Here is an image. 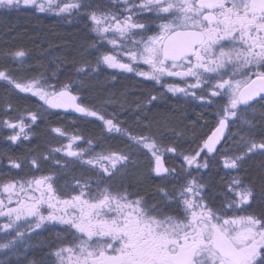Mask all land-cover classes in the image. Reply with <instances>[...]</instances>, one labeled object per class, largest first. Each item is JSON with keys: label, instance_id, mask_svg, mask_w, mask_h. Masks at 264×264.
Returning <instances> with one entry per match:
<instances>
[{"label": "snow or ice", "instance_id": "obj_1", "mask_svg": "<svg viewBox=\"0 0 264 264\" xmlns=\"http://www.w3.org/2000/svg\"><path fill=\"white\" fill-rule=\"evenodd\" d=\"M22 8L77 13L86 21L94 34L88 48L105 50L95 66L82 56L74 64L78 76L103 65L216 107L209 131L185 148L178 142L183 132L171 130L176 139L168 142L151 125L134 134L87 107L73 94L83 80L78 86L72 80L49 83L0 68V83L10 92L36 98L45 110L93 117L106 135L126 137L127 149L94 152L91 140L80 147L83 135L52 127L50 133L66 144L31 159L9 155L17 178L0 180V217L6 220L0 250L15 252L24 242L21 222L29 231L33 223L40 229L51 222L66 235L57 247L48 245L40 262L25 257L26 264H264V113L259 126L254 123V105L264 109V0H0V11ZM27 55L23 49L0 53L19 63L18 71H28L22 68ZM12 111L10 102L0 104V129L12 133L7 141L30 140L44 113L25 109L11 117ZM237 122L239 130L229 135ZM49 163L55 171L47 175H20L26 164L38 172ZM76 167L81 175L74 174ZM137 172L161 182L151 199L147 191L128 190L125 181ZM61 179L70 191L55 187Z\"/></svg>", "mask_w": 264, "mask_h": 264}, {"label": "flooded vegetation", "instance_id": "obj_2", "mask_svg": "<svg viewBox=\"0 0 264 264\" xmlns=\"http://www.w3.org/2000/svg\"><path fill=\"white\" fill-rule=\"evenodd\" d=\"M97 2L110 4L111 0H97ZM28 10L33 11L35 14L43 15L45 18L52 21L76 23L77 28L83 35V50L89 57V61L93 66H95L97 55L105 49L102 48L94 51L88 48V45L93 43L94 34L90 33L86 27V21L79 18V14L73 13L72 15L64 14L63 16H57L53 12L39 13L33 9ZM141 67L144 68L146 66L141 65ZM100 73H104V76L107 77V83L110 85L120 84L123 80H128L131 83H134L135 87H137L140 92L139 96L135 98L137 103L135 106L136 112L131 113L130 109L125 107V104H117V101L111 96L105 98L87 96L86 88H83V95L79 98V101L89 108L99 110L106 118H115L123 128L130 130L134 134L140 132L141 130L148 131L147 125H151L152 131L165 133V142L176 139L175 136L171 134V130L173 129H165L163 122L161 121L154 124V122L152 123L149 117H147L150 114L149 109H161L166 101L188 105V108L194 110L193 113L197 117V121L193 122L189 129L175 130V132L184 133V137L178 142L183 144L185 148L195 147L193 140L198 141L201 133L209 131L207 125L214 123L215 105L207 106L198 99H194L190 96L186 97L180 93L173 95L172 93L167 92L165 88L155 84V82L145 80L143 77L135 75V73L108 69L103 65H101L100 69L97 71L98 75ZM108 79H110V81H108ZM168 82L171 83L173 81L169 79ZM151 96H156L157 99L149 102ZM13 108H15V110L10 113L11 117H15L16 115L23 113L25 109H31L33 111L39 109L42 113H44V115L41 121L32 129L31 139L28 141L12 144L6 139V137L12 133L7 129H0V180H7L9 177L17 178L16 170H9V155L13 157H20L21 159L28 156L29 159H31L33 156H42L50 147H58L62 143H67V141L63 138H58L54 133H50V129L52 127H61L66 129L69 135L74 133L83 135L84 141L78 142L80 147H88L87 141L91 140L93 142L92 146L94 152H99L108 148L127 150L126 137L117 136L115 134H112L111 136L106 135L103 132L102 122L93 117H83L81 114L61 112L56 109L45 110L44 108H40V104L36 98L26 96L25 94L21 99V103H19V105H15ZM254 108L256 110L254 123H256L259 119V104L254 105ZM140 109H147L149 111L146 112V115H144L142 120L137 113ZM248 112L251 113L252 109H249ZM2 118H4V113L0 112V119ZM249 118H251V116ZM239 127L240 124L237 122V124L230 128L229 135L237 132ZM254 163L255 162H253V164ZM169 164L170 166L174 165L178 167V162L170 160ZM250 164L252 165V162H250ZM52 171L55 170L52 168L50 163L42 165L41 170L38 172L31 169L30 166L26 164L20 172V175L24 176L27 174L28 176H40L47 175ZM142 171L143 170H141V172ZM214 171L215 169H213V172ZM141 172H137L138 175L140 174L137 177L135 175L130 176L125 183L131 185L128 188L130 192L139 191L143 194L147 191L149 194L148 198L151 199L156 186L161 182L150 177L144 178ZM81 173L82 170L79 167H76L74 174L81 175ZM84 174L89 175L90 173ZM134 177L136 178L134 179ZM205 178L209 179L207 176ZM214 179L216 188H219V177H215ZM55 187L61 193L70 191V189L65 186L64 179L58 180ZM216 203H219V201ZM46 214L47 211L45 210V215ZM4 223H6L5 218L0 217V225H3ZM61 228L62 226L59 224L46 222L40 229H36L33 223L32 231H29V225L21 222L20 230L24 231L25 240L24 242L18 244L15 252L0 250V264H21V262L26 264L25 257L29 260H36L37 262H40L42 258L51 251L48 245L51 244L53 247H57L58 237L62 238L66 235V233L61 231ZM12 235H14V232ZM7 238L10 239L11 236ZM3 242H5V233L0 231V243ZM25 243L28 247L24 246ZM44 264H50V262L45 261Z\"/></svg>", "mask_w": 264, "mask_h": 264}, {"label": "trees", "instance_id": "obj_3", "mask_svg": "<svg viewBox=\"0 0 264 264\" xmlns=\"http://www.w3.org/2000/svg\"><path fill=\"white\" fill-rule=\"evenodd\" d=\"M83 44V35L76 23L52 21L23 8L19 11H0V53L16 49L25 50L28 55L23 61L22 68L28 71H18L21 68L19 63L5 60L3 57H0V68L11 69L16 76H43L49 83L63 84L72 80L78 86L83 80V86L73 88V93L78 98L82 97V90L86 88L87 96L101 98L111 96L117 104H125L131 113L136 112L135 98L140 92L134 83L123 80L120 84L110 85L104 73L98 75L95 72L83 77L76 74L74 64L78 67L82 63V56L89 60L83 50ZM5 101L10 102L14 107L21 103V98L0 83V104ZM149 110L150 114L147 117L151 122L156 124L161 121L165 129L187 130L197 121L194 110L189 109L186 104L166 101L163 108ZM147 111L140 109L137 112L141 120ZM258 112L257 126L264 109ZM255 163L252 162L250 166L255 167ZM139 175L135 174L136 177Z\"/></svg>", "mask_w": 264, "mask_h": 264}, {"label": "water", "instance_id": "obj_4", "mask_svg": "<svg viewBox=\"0 0 264 264\" xmlns=\"http://www.w3.org/2000/svg\"><path fill=\"white\" fill-rule=\"evenodd\" d=\"M56 110L61 111V112H71V113L79 114V113H76V112L72 111L71 109H67V110H65V109H56Z\"/></svg>", "mask_w": 264, "mask_h": 264}, {"label": "rangeland", "instance_id": "obj_5", "mask_svg": "<svg viewBox=\"0 0 264 264\" xmlns=\"http://www.w3.org/2000/svg\"><path fill=\"white\" fill-rule=\"evenodd\" d=\"M19 96H20V98L22 99V98L24 97V94H20Z\"/></svg>", "mask_w": 264, "mask_h": 264}]
</instances>
